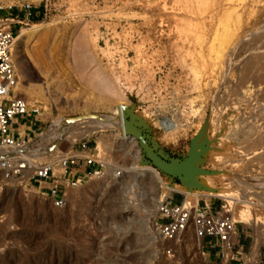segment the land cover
<instances>
[{
  "label": "rangeland",
  "instance_id": "1",
  "mask_svg": "<svg viewBox=\"0 0 264 264\" xmlns=\"http://www.w3.org/2000/svg\"><path fill=\"white\" fill-rule=\"evenodd\" d=\"M24 2L32 15L21 11L14 25L16 38L22 34L14 47L18 93L38 123L26 134L32 143L52 131L31 146L32 157L55 160L85 139L125 185L105 183V170L68 187L65 204L54 207L30 183H5L0 170V264L219 263L192 220L189 239L158 235V177L139 167L128 173L119 129L91 123L117 121L120 102L126 119L135 117L137 159L164 182L181 184L185 174L171 167L194 161L203 176L197 182L224 185L237 198L236 218L248 207L262 220L257 227L234 219L229 264H264V0H0ZM162 119L178 127L165 129ZM220 120L225 139L216 151L207 141L219 135ZM175 194L172 202L180 200ZM198 196L222 212L221 196Z\"/></svg>",
  "mask_w": 264,
  "mask_h": 264
},
{
  "label": "built area",
  "instance_id": "2",
  "mask_svg": "<svg viewBox=\"0 0 264 264\" xmlns=\"http://www.w3.org/2000/svg\"><path fill=\"white\" fill-rule=\"evenodd\" d=\"M5 7L8 9L6 12ZM31 7L28 2L19 6L0 4V149L8 150L0 155V170L5 183L13 186L30 183L49 197L54 207H60L65 204L68 187L79 186L90 178L103 177L105 164L85 139L75 141L55 160L46 154L39 162L31 158V141L18 129L22 116L29 112V108L28 100L18 94L20 73L14 56L16 31L20 30L14 25L22 21L19 17L21 11L26 17L32 15ZM43 181H50V184H41ZM176 192L180 193V200L172 202ZM182 198L183 192L172 189L159 202L154 224L158 235L163 240L173 239L192 220L194 232L204 242L209 255L218 259V264H229L237 251L233 249L235 240L232 238L236 229L235 220L227 211H215L213 202L207 199L200 205L199 198L191 213L181 203ZM219 206L223 209L226 202L222 199ZM241 248L242 244L238 246V249Z\"/></svg>",
  "mask_w": 264,
  "mask_h": 264
},
{
  "label": "bare ground",
  "instance_id": "3",
  "mask_svg": "<svg viewBox=\"0 0 264 264\" xmlns=\"http://www.w3.org/2000/svg\"><path fill=\"white\" fill-rule=\"evenodd\" d=\"M253 2V1H252ZM259 2V1H258ZM256 1V3H258ZM255 3V2H254ZM255 6V5H254ZM264 8V7H263ZM253 9V8H252ZM256 9V8H255ZM254 9V11H256ZM260 9V8H259ZM262 9V8H261ZM260 9V10H261ZM262 11V10H261ZM260 11V12H261ZM227 12V11H225ZM264 13V11H263ZM262 13V14H263ZM258 14V13H257ZM260 14V13H259ZM258 14V15H259ZM230 29V28H229ZM229 29H225V30H228L227 32H229ZM226 32V31H225ZM24 34V33H23ZM223 34V32H222ZM22 34H19L18 37L16 39H18ZM213 45V44H212ZM16 46V45H15ZM214 46V45H213ZM219 46V49L217 48H214L216 49V51H220L223 49V43L221 45H218ZM213 48V47H212ZM215 51V50H214ZM16 52V51H15ZM247 79V78H246ZM246 79H243V82L244 81H247ZM242 82V83H243ZM244 84V83H243ZM19 92V91H18ZM19 94V93H18ZM115 113L119 116V119L117 121H114L112 117L110 116H98V117H94L91 121V123L95 126H104V127H110V126H114V127H117L119 129V132L120 134L122 135V140H121V146H123L124 148H127L126 150V153H130V161L127 163V165L125 166V170H127L128 173H131V171L133 169H136V168H142V169H149L153 172V174L155 176L158 177L159 181H160V185L162 187V197H161V200L163 198V196L165 194H168L172 189H175V190H178V191H181L184 193V198H182V201L181 203L189 210L191 211V213L193 212V207L194 205L196 204V201H197V198L199 197L198 195H204V196H210V195H216V196H221L224 200L227 201V204H228V210H229V213L228 214L229 216H231L233 219H237V218H240V219H247L248 221V218L251 220V222L255 221V225L258 227L260 226V221L262 223V220L258 217V216H254L252 215V213L250 214L249 212V208H245L244 211L242 212H239V217H235V214H236V211H235V208H236V204L238 203L237 201V198L236 197H233V195L231 194L230 190L227 189V187H225L224 185H217V184H211L209 181L207 180H202L201 183L197 182V177H200L199 175V172L195 167L197 166L194 161H191L189 163L191 164H188L186 162V164H179V165H176L175 167H171V169L174 171H177L178 173H184L186 178L183 176V181L181 184H177V183H170V182H164L163 179L161 178L160 174L158 173L157 169L155 168H152L151 166L147 165V164H144L141 162V160L137 159V149L135 148V145H136V141H135V137L132 136L131 134H137V132L135 131V129L133 128V124H131L132 122L135 121V117L132 116V118L130 120H127L126 119V114H125V107H124V104L122 102L118 103L117 105V108L115 109ZM56 122L57 123H60V124H63V125H66L68 124L67 120L66 119H56ZM136 122V121H135ZM70 123V122H69ZM160 125H162L163 127H165V129H169L170 131H174L178 126L177 123H173L172 121L168 120V119H162V121L159 122ZM220 124V125H219ZM219 126H218V130H217V133H219L218 136H216L215 134H213V136L210 137V139L208 138V145L207 147L210 148V147H213V149L215 148V150H221L222 149V141L223 139H225L224 137L221 138V136L223 135L224 131H223V123L219 122ZM227 125V124H226ZM61 126V125H60ZM59 126V127H60ZM63 127V126H62ZM228 128V127H227ZM226 128V129H227ZM216 130V129H215ZM214 130V131H215ZM216 132V131H215ZM124 133V134H123ZM203 133V132H202ZM201 133V134H202ZM51 135L52 134V131L49 130L47 132H43L41 133L40 135H38V137L31 143V145L35 146L36 148H39V142H37L39 139L40 141H43L45 139H47L46 137L48 135ZM129 134V135H128ZM200 134V135H201ZM199 135V136H200ZM203 135V134H202ZM205 135V134H204ZM206 136V135H205ZM203 137V136H201ZM203 139V138H202ZM202 139H200L201 141H203ZM206 142V141H205ZM224 142V141H223ZM226 142V141H225ZM210 145V146H209ZM207 148V149H208ZM41 149V148H40ZM40 149H37V150H40ZM197 149V148H196ZM206 149V150H207ZM212 149V150H213ZM11 150V149H10ZM47 150V149H46ZM205 150V151H206ZM8 150L5 149V148H2L0 149V155L6 153ZM204 152V151H203ZM214 152V151H213ZM210 153V154H214V153ZM221 152V151H220ZM44 153V152H43ZM217 153V152H216ZM215 153V154H216ZM223 153V152H222ZM37 155V154H36ZM42 156H45V154H42ZM41 156V157H42ZM32 157V156H31ZM32 159H34L32 157ZM35 160V159H34ZM105 164V163H104ZM196 169L193 170V169ZM170 169V170H171ZM106 170V175L105 177L103 178V181L105 183H108L110 181H116L117 183H119L122 187H124V181L122 180H114L112 178V168H105ZM114 170V169H113ZM140 170V169H139ZM127 173V174H128ZM103 175V176H104ZM129 176V174H128ZM181 176V175H180ZM203 177V176H201ZM200 177V179H202ZM102 178V177H101ZM160 200V201H161ZM222 212H224V208L221 210ZM155 214V213H154ZM191 215V214H190ZM155 216V215H154ZM190 217V216H189ZM192 219V217L190 218ZM238 220V219H237ZM249 220V221H250ZM254 224V223H253ZM142 225V223H141ZM146 225V224H143V226ZM263 225V224H262ZM191 226V223L189 222L187 227L181 231L180 233H183L185 232V238L184 239H189L188 235H189V228ZM150 227H151V224H150ZM149 227V228H150ZM263 228V227H262ZM261 228V229H262ZM234 234V233H233ZM178 235V234H177ZM158 236L157 235H152L151 238H153V240H155V238H157ZM199 240V239H198ZM126 243V242H125Z\"/></svg>",
  "mask_w": 264,
  "mask_h": 264
},
{
  "label": "crops",
  "instance_id": "4",
  "mask_svg": "<svg viewBox=\"0 0 264 264\" xmlns=\"http://www.w3.org/2000/svg\"><path fill=\"white\" fill-rule=\"evenodd\" d=\"M37 126H38V123H37L36 118L32 116L31 114L27 113L22 116L21 125H19L18 129L20 133L23 132L26 134L30 131H33L34 130L33 128ZM41 184L48 185L50 184V181H43L41 182Z\"/></svg>",
  "mask_w": 264,
  "mask_h": 264
},
{
  "label": "water",
  "instance_id": "5",
  "mask_svg": "<svg viewBox=\"0 0 264 264\" xmlns=\"http://www.w3.org/2000/svg\"><path fill=\"white\" fill-rule=\"evenodd\" d=\"M143 170L149 172V173L151 174V176L154 175L153 172H152L151 170H149V169H143ZM151 172H152V173H151ZM138 174H139V172H134V173H133V175H138Z\"/></svg>",
  "mask_w": 264,
  "mask_h": 264
}]
</instances>
